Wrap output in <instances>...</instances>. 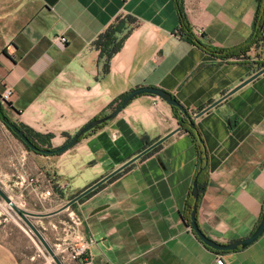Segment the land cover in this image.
<instances>
[{"label":"crops","instance_id":"obj_1","mask_svg":"<svg viewBox=\"0 0 264 264\" xmlns=\"http://www.w3.org/2000/svg\"><path fill=\"white\" fill-rule=\"evenodd\" d=\"M256 3L182 0V11L195 37L229 48L250 35ZM118 19L128 20L129 31L103 69L95 42ZM178 26L172 0H0V92L11 91L2 111L16 126L51 135L49 144L58 147L130 89L161 88L194 115L259 69L262 57L252 54L262 43L245 58L223 60L181 37ZM260 31L264 39V17ZM192 122L207 163L196 224L220 244L244 238L264 201V72ZM9 135L19 151L20 141ZM197 165L196 144L171 106L139 94L55 160L26 150L0 154V185L28 211L59 209L46 218L50 231L57 225L62 231L56 240L65 264H209L216 254L227 264H264V231L245 247L219 251L191 230L183 210ZM43 181L59 188L35 192L31 182ZM24 191L41 206H28ZM71 246H84L83 255L72 259ZM0 264H23L2 240Z\"/></svg>","mask_w":264,"mask_h":264},{"label":"water","instance_id":"obj_2","mask_svg":"<svg viewBox=\"0 0 264 264\" xmlns=\"http://www.w3.org/2000/svg\"><path fill=\"white\" fill-rule=\"evenodd\" d=\"M264 72V66L260 67L257 69L254 73H252L249 77L241 81L239 84H237L235 87L230 89L228 92L223 94L221 97L216 99L215 101L211 102L208 104L206 107H204L203 110L198 112L197 114H194L193 117H190L187 112L185 111L184 107L175 99L173 98L170 93L166 92L165 90L158 88V87H153V86H141V87H136L133 89H130L127 91V93L118 101V103L113 107L111 111L108 113L89 120L86 122L81 128H79L74 135H72L67 142L62 144L61 146L56 147L55 149H39L35 147L23 134V132L15 125L13 124L10 120H8L5 117H2L0 119L1 123L8 129V131L17 138L25 147L27 150L39 154L42 156H52V155H57L61 154L68 149L72 148L78 141V139L88 132L92 131L96 127L112 120L122 109L123 107L130 101L131 98H133L136 95L139 94H149L153 95L162 101L166 102L169 106L175 107V109L181 114V116L186 120L188 128H193V119L198 118L201 116L203 113L211 109L212 106L217 104L221 99L226 97L227 95L231 94L238 88H240L242 85L247 83L248 81L252 80L259 74ZM181 117L177 118L179 121ZM178 130V129H177ZM176 130V131H177ZM170 134H167L166 136H163L162 138L158 139L156 142L148 146L146 149L141 151L139 154L119 166L118 168L113 169L111 172L108 174L104 175L102 178L99 180L95 181L82 191H80L77 195H75L73 198H71L69 201H67L64 205H62L59 209H62L68 205H70L73 201L77 200L79 197L83 196L96 186H98L101 182L109 178L111 175L116 173L117 171L121 170L122 168H125L127 165H129L131 162H133L135 159L139 158L149 150L153 149L156 147L158 144L163 142L166 138H168ZM198 171L195 172L194 177L191 182V187L189 190V195L192 198L191 206H190V211H189V226L191 230L194 232L196 237L207 247H210L213 250H219V251H226V250H234L237 247H245L246 245L250 244L253 242L263 231H264V202H263V207L262 211L259 216V220L252 230V232L241 239H237L234 241H231L226 244H220L217 243L208 237H206L198 228L195 220V213H196V204H197V198H198V190L196 186V175ZM0 199H2L8 206V208L11 210V215L12 217L19 223L22 224L28 232L36 239V241L40 244V246L44 249V251L47 253V255L50 257V259L53 261V264H64L61 258L57 255V253L54 251V249L51 247V245L47 242V240L44 238L42 232L40 229L35 225L33 222L34 219H41L44 217H48L52 214H54L57 210L54 211H47V212H33V211H28L20 206H18L9 195L5 193L3 190L2 186L0 185Z\"/></svg>","mask_w":264,"mask_h":264},{"label":"trees","instance_id":"obj_3","mask_svg":"<svg viewBox=\"0 0 264 264\" xmlns=\"http://www.w3.org/2000/svg\"><path fill=\"white\" fill-rule=\"evenodd\" d=\"M178 15V32L181 37L189 42L198 46L205 53L214 56L219 59H228V58H245L246 52L257 43H262L264 45V39L261 35V25L264 17V0H257L256 8L252 20V29L250 35L244 40L242 43L229 47V48H218L210 45L209 42L203 41L202 39H198L192 33L191 28L189 27L185 15L182 11V0H172ZM126 19H118L113 24L109 25L96 39L95 45L99 49V57L102 58L103 64L102 68L105 69L106 63L108 59L114 54L118 48L120 47L124 37L126 36L129 28H127ZM257 68L264 66V60L256 63ZM121 95L118 101L124 96ZM118 101L112 106L113 107L118 103ZM111 109V110H112ZM171 110L175 117L181 119L178 121L181 129L187 132L193 139L196 144L197 154H198V165L196 171H198L196 175V186L198 190V195L202 191V187L205 184L206 174H207V163H206V153L203 148V145L200 141L199 134L196 129L188 128L186 120L181 116V114L175 109V107H171ZM6 116L2 111V105L0 102V119ZM25 135V137L37 148L39 149H51L49 140L51 139V135H41L37 134L30 129L17 126ZM6 128V127H5ZM7 129V128H6ZM8 130V129H7ZM10 133V132H9ZM11 134V133H10ZM12 135V134H11ZM13 136V135H12ZM17 139L15 136H13ZM81 138V137H80ZM79 138V139H80ZM78 139V140H79ZM69 139H67L68 141ZM19 141V140H18ZM66 141V142H67ZM21 143V142H20ZM22 144V143H21ZM23 145V144H22ZM26 149V147L23 145ZM55 149V148H54ZM27 150V149H26ZM29 151V150H27ZM31 152V151H29ZM33 153V152H31ZM35 154V153H33ZM39 155V154H36ZM59 155V154H57ZM42 156V155H41ZM55 156V155H52ZM198 199V198H197ZM192 198L188 195L187 200L185 202L183 217L186 222L189 221V211L191 206ZM264 202V201H263ZM262 211V210H261Z\"/></svg>","mask_w":264,"mask_h":264},{"label":"rangeland","instance_id":"obj_4","mask_svg":"<svg viewBox=\"0 0 264 264\" xmlns=\"http://www.w3.org/2000/svg\"><path fill=\"white\" fill-rule=\"evenodd\" d=\"M126 24L129 25L127 19H126ZM260 46H261L260 49L257 48L253 50L252 56H255L256 58L262 57L260 60L262 61L264 60L263 59L264 58V46L262 44H260ZM260 61H258V63ZM9 134L10 133L6 130V128L2 125L0 121V154H2L3 158H11V157L13 158V157H18L19 155L21 156L22 152H25L26 149L21 144L19 148L20 150L18 151L16 146L13 145V140L7 139V138H10ZM66 141L67 140H65V142ZM56 147H51L50 145L51 149H54ZM59 155H55L52 157L50 156V159L55 160L57 157H59ZM31 184L32 185L34 184L33 189L37 193L41 191H45V190L51 191L53 187L55 188L53 190H56L59 188L58 184H56L55 182H52L51 184L50 182L46 183L43 181L41 184L37 182H31ZM32 193L33 192L26 193L24 191L23 197H22L23 201H25V203H27L28 206L30 207L41 206L36 201V198L34 197ZM10 194L14 195L16 193L12 191ZM14 200L16 199L14 198ZM19 200H20V197H19ZM50 204H53V201H50ZM43 206H48V205L46 203H43ZM10 213H11V210L8 208L7 204L2 199H0V240H2L7 246L10 247V249L15 253V255L19 258V260L23 264H27L26 261H27V257L29 256L34 257V260L31 262V264H53V261L50 259V257L44 251V249L40 246V244L36 241V239L28 232V230L22 224H19L14 218H12ZM34 221L38 225L43 227V228L39 227V229L42 232L44 238L46 239L45 236H47L48 238V240L46 239L47 242L51 245V247L54 249V251L57 253V255L61 258V260L64 263V259H63L64 253H59L58 251L59 247L57 246L60 241L56 240V238L59 237L62 232L60 227L56 224L57 225L56 229L53 231H50V228L47 224L48 218L46 217L41 218V219H34L33 222ZM3 231L6 232L5 235ZM54 233H57V234H54Z\"/></svg>","mask_w":264,"mask_h":264},{"label":"built area","instance_id":"obj_5","mask_svg":"<svg viewBox=\"0 0 264 264\" xmlns=\"http://www.w3.org/2000/svg\"><path fill=\"white\" fill-rule=\"evenodd\" d=\"M59 39L61 41L64 40L63 37H59ZM10 95H11V91L9 89H7V88L3 89L0 92V102L1 103L6 102L9 99ZM189 116L193 117L194 115L193 114L192 115L189 114ZM74 221H77V219L74 218ZM84 248H85L84 246H78V247L71 246V247H67V250L69 252V256L72 259H75L76 257H80V256L83 255ZM209 264H227V261L221 254H216Z\"/></svg>","mask_w":264,"mask_h":264},{"label":"flooded vegetation","instance_id":"obj_6","mask_svg":"<svg viewBox=\"0 0 264 264\" xmlns=\"http://www.w3.org/2000/svg\"><path fill=\"white\" fill-rule=\"evenodd\" d=\"M7 118V117H6ZM8 119V118H7ZM9 120V119H8Z\"/></svg>","mask_w":264,"mask_h":264}]
</instances>
